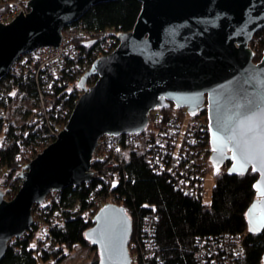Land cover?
<instances>
[{
  "label": "water",
  "instance_id": "1",
  "mask_svg": "<svg viewBox=\"0 0 264 264\" xmlns=\"http://www.w3.org/2000/svg\"><path fill=\"white\" fill-rule=\"evenodd\" d=\"M28 1L29 11L0 22V82L22 54L58 46L67 25L110 0ZM140 1L133 29L119 32L118 46L81 76L83 92L66 126L25 165L13 198H6L0 181V262L9 242L33 224L35 203L52 189L94 178L92 159L102 136L143 131L152 110L172 104L187 107L192 115L207 111L214 166L230 162L229 174H244L255 166L259 176L247 210L248 226L254 233L264 230V161L254 152L245 159L228 140L233 132L240 138L242 125L253 129L245 136L250 141L257 126L264 127V51L256 61L250 45L264 26V0ZM92 75L97 79L88 85ZM93 222L86 238L98 248V264H131L133 221L126 207L108 202Z\"/></svg>",
  "mask_w": 264,
  "mask_h": 264
},
{
  "label": "trees",
  "instance_id": "2",
  "mask_svg": "<svg viewBox=\"0 0 264 264\" xmlns=\"http://www.w3.org/2000/svg\"><path fill=\"white\" fill-rule=\"evenodd\" d=\"M141 10L140 0H110L93 5L78 20L87 28L102 33L77 39L82 53L73 60L74 72L70 79L75 84L56 87L69 113L82 92L76 79L84 71V64L90 61L108 36L117 39L115 32L132 30ZM92 40L95 41L90 42ZM250 45L256 52L255 60H260L264 51V26L256 32ZM96 79L97 75H92L88 82L92 85ZM37 105L38 86L35 78L8 72L0 82V106L3 108V112H0V181L4 190L19 188L22 182L20 172L27 154L34 149V144L45 131L42 124L27 122ZM175 110L173 104L162 108L165 117ZM21 118L25 122L18 125L17 121ZM204 144L210 145L208 130L205 131ZM229 164L225 163L216 172L211 201L206 202L204 195H190L177 185L170 174L155 170L146 149H131L124 159L127 176L122 170L120 182L114 184L112 190L129 207L135 227H140L146 219L150 220L163 264H212L196 254L199 242L210 237H216L221 243L228 238L227 250L219 247L217 264H261L264 230L251 232L247 216L248 207L256 197L254 183L259 174L252 169L244 174H229ZM214 167L209 166L206 173ZM97 184L98 179H95L90 184L83 183L79 187L69 186L62 190L64 200L68 199L71 204L79 206L73 213L74 217L65 221L64 226L52 227L48 239L55 243L56 249L45 251L32 234L25 233L9 242L0 264H49L52 261L58 264L78 245L90 246L86 231L94 224L96 209L86 197L99 195L111 186L105 185L103 190L97 191ZM239 246L242 251L238 254L234 250ZM92 247L97 249L99 258L98 248Z\"/></svg>",
  "mask_w": 264,
  "mask_h": 264
},
{
  "label": "built area",
  "instance_id": "3",
  "mask_svg": "<svg viewBox=\"0 0 264 264\" xmlns=\"http://www.w3.org/2000/svg\"><path fill=\"white\" fill-rule=\"evenodd\" d=\"M28 3V0H0V22H10L20 14L22 9L29 11ZM97 33L102 32L91 30L80 21L74 22L62 30V40L58 46H43L26 52L13 65L11 72L35 78L38 86V105L27 122L42 124L45 131L37 144H34L35 147L31 151L32 158L54 142L66 126L72 112H68L56 92V87L75 84L70 79L74 72L73 60L82 53L77 39L89 38ZM115 33L117 35L119 32ZM118 44V36L117 39L108 36L100 44L90 61L84 64V71L77 76V84L97 58L112 52ZM175 109L168 117L164 116L162 108L152 110L148 124L143 131L102 136L93 154L91 169L94 178L86 183L90 184L91 181L98 179L97 191L103 190L105 185L111 184V186L99 195L93 194L86 197V200L96 209V212L108 202L126 207L133 221V233L129 244L131 264H163V258L157 250L154 226L150 220L146 219L140 227H135L129 207L123 198L112 190V186L120 182L122 170L124 176H127L124 168L127 151L146 149L155 170L167 172L180 188L195 196L205 194V177L208 174L206 170L214 165L210 158L211 146L204 144L205 131H209L207 111L199 110L198 113L192 115L187 107ZM0 112H3L2 106H0ZM73 186L75 188L80 185ZM61 192L62 190L52 189L43 201L34 204V221L25 232L32 234L33 239L38 241L47 252L57 248L55 243L48 239L52 227L64 226L65 221L74 217L73 213L79 206L71 204L68 199L64 200ZM220 246L221 250H227L228 238L225 243L219 242L216 237L204 238L199 242L196 254L205 262L210 261L212 264H217ZM234 251L239 254L242 249L239 246Z\"/></svg>",
  "mask_w": 264,
  "mask_h": 264
},
{
  "label": "rangeland",
  "instance_id": "4",
  "mask_svg": "<svg viewBox=\"0 0 264 264\" xmlns=\"http://www.w3.org/2000/svg\"><path fill=\"white\" fill-rule=\"evenodd\" d=\"M88 85H91V84L88 82ZM82 92H83V90H82ZM82 92H81V94H82ZM24 122H25V120L23 118H21V119H19V121H17V124L18 125L21 123L24 124ZM40 152H42V151H39L38 153H40ZM27 155H28V157L26 158L25 165L37 156L36 155L32 158L31 152H28ZM25 165H24V167H25ZM24 167L22 168L21 171L24 170ZM218 169L219 168L217 166H215L214 168H212L208 172V174H206V177H205V194H204V199L206 202L211 201L212 189H213V186L215 184V174L218 171ZM21 184H22V182H21ZM20 186H19V188H20ZM19 188L10 187L8 190L3 189L5 192L6 198H9V199L13 198L16 195V193L18 192ZM98 259H100V255L98 258L97 257V249L93 248L92 245H90V246L78 245L77 247L74 248V250H72L69 253V255L66 258H64L58 264H97ZM49 264H53V261L50 262Z\"/></svg>",
  "mask_w": 264,
  "mask_h": 264
},
{
  "label": "snow or ice",
  "instance_id": "5",
  "mask_svg": "<svg viewBox=\"0 0 264 264\" xmlns=\"http://www.w3.org/2000/svg\"><path fill=\"white\" fill-rule=\"evenodd\" d=\"M252 131L253 129L251 127L242 125L239 134L240 138L238 139L236 133L233 132V134L228 137V140L235 142L236 148L240 149V151L245 154V159L251 158L254 152L257 158L264 161V127L258 125L256 134L252 137V140L245 139L246 134ZM241 167H243V165H241ZM253 170H256L255 166Z\"/></svg>",
  "mask_w": 264,
  "mask_h": 264
}]
</instances>
